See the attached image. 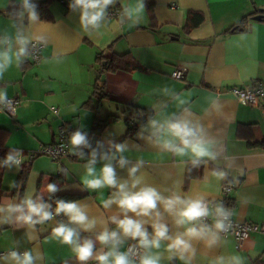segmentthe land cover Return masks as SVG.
<instances>
[{
    "label": "crops",
    "instance_id": "obj_1",
    "mask_svg": "<svg viewBox=\"0 0 264 264\" xmlns=\"http://www.w3.org/2000/svg\"><path fill=\"white\" fill-rule=\"evenodd\" d=\"M9 2L0 0V31H14L6 13ZM146 5L139 24H120L119 16L109 15L99 32L86 33L80 28L79 13L54 0L48 6L51 20L40 15V22L25 25L30 33L45 35L47 44L38 62L29 58L22 67L13 66L0 81V86L7 87L9 98L20 101L15 116L0 111V153L5 152L1 159L14 147L23 151V164H31L25 185L19 190L21 195L25 189L35 188L47 197V182L62 176L64 182L57 194L83 195L76 201L85 205L91 216L107 221L115 207L105 210L101 199L107 198L111 190L84 189L85 161L70 152L59 162L45 155L32 159L30 154L56 142L62 126L71 132L82 125L90 132L96 118L113 115L118 120L108 125L97 140L111 136L127 142L131 150L126 155L133 161L143 157L142 172L149 183L161 191L174 188L219 200L228 181H217L211 175L206 178L203 167L189 171L190 166L181 163L180 158L139 140V130L123 139L129 128L127 118L136 116L137 111L152 114L157 100L153 90L168 85L185 94L195 118L216 142L220 154L216 163L220 167L231 164L227 169L229 180L235 177L238 183L233 184L225 205L232 210V218L263 223L264 103L259 107L243 105L229 88L264 83V20L253 19L264 14V0H146ZM112 8L120 10L121 5ZM194 13L202 14L203 22L187 30L188 18ZM245 17L248 22L244 28L231 31ZM114 55L130 68H105ZM181 66L187 69L185 78H173L172 72ZM99 94L104 95L101 100ZM214 100L219 107L212 105ZM169 110L175 111V107ZM214 166L209 163L208 171ZM21 168H3L0 202L18 198L10 184L19 183ZM61 169H67L69 175L63 176ZM118 173L126 176L123 170ZM55 222L37 226L31 240L25 237L23 228L0 226V254L19 241L21 251L31 249L43 256L39 264H79L68 246L51 238ZM196 246L193 264H208L211 257L220 254H239L245 264H264L262 232L252 233L241 248H237L234 237L224 235L219 247L209 249L202 243ZM163 264L172 262L165 259Z\"/></svg>",
    "mask_w": 264,
    "mask_h": 264
},
{
    "label": "clouds",
    "instance_id": "obj_2",
    "mask_svg": "<svg viewBox=\"0 0 264 264\" xmlns=\"http://www.w3.org/2000/svg\"><path fill=\"white\" fill-rule=\"evenodd\" d=\"M9 3L10 10L7 7L6 13L14 31H0V81L13 66L20 68L32 58L38 45L47 44L45 35L30 33L25 26L40 22L37 3L34 0H15V3L10 0ZM117 3L121 5L120 24L141 22L146 0H70L69 8L79 13L80 28L92 33L105 26L109 8ZM153 95L157 100L152 114L146 118L143 113L139 114L145 123L140 126L137 138L180 158L181 163L190 166L189 171L203 167L206 178L211 175L217 181L238 183L235 177L229 180L227 169L231 164L220 167L216 163L220 156L216 142L195 118L185 94L164 85L154 89ZM212 105L219 107L215 100ZM170 106H174L175 111H170ZM5 110L11 114L14 102L9 98L7 87L0 86V111ZM68 145L71 155L85 161L84 189L111 190L107 198L101 199V205L109 211L115 207L113 214L107 221H101L91 216L80 202L58 198L56 194L61 187L55 182H47V197L35 188L25 189L21 195L22 184L12 182L10 187L17 190L18 198L0 202V226L23 228L25 237L31 240L37 226L55 220L51 238L68 246L79 264L90 261L95 264H163L165 259L172 264L177 260L193 264L198 243L209 249L219 247L223 235L232 230L233 212L222 201L202 194H185L174 188L161 191L149 183L142 172L143 157L133 161L126 155L131 150L127 142H118L109 136L94 144L81 125L69 133ZM23 163V151L13 147L0 159V168L19 170ZM209 163L215 165L210 172ZM118 170L125 171L126 176H121ZM60 172L65 177L69 175L67 169ZM42 260L38 252L21 251L19 241L0 254V264H39ZM208 264H245V259L239 254H220L211 257Z\"/></svg>",
    "mask_w": 264,
    "mask_h": 264
},
{
    "label": "built area",
    "instance_id": "obj_3",
    "mask_svg": "<svg viewBox=\"0 0 264 264\" xmlns=\"http://www.w3.org/2000/svg\"><path fill=\"white\" fill-rule=\"evenodd\" d=\"M64 4L66 0H61ZM120 10L118 9H110L109 8V15L110 16H119ZM45 45H38L34 51V55L31 58L32 61L38 62L42 57L43 48ZM187 69L185 67H178L176 70L172 72V77L175 79H183L185 78ZM229 91L235 96V98L242 103L243 105L249 106H256L259 107L264 103V83L257 82L252 86H233L229 88ZM11 100L14 102V111L10 114V116H15L17 107L20 103L18 98L10 97ZM137 117L133 116L131 118V123H136ZM69 129L66 126H62L59 131L58 138L56 142L48 144L41 148L39 152L34 153L31 152L30 158H35L37 155H45L53 160L59 162L62 157L69 154L68 151V136H69ZM234 188L233 184H229V182L225 183L222 188L223 197L217 201H222L225 204L227 197L230 195ZM63 219L64 217H58ZM233 220V228L224 236H232L236 240L237 248H241L244 241L254 232H262L264 233V222L263 223H255V222H238Z\"/></svg>",
    "mask_w": 264,
    "mask_h": 264
},
{
    "label": "trees",
    "instance_id": "obj_4",
    "mask_svg": "<svg viewBox=\"0 0 264 264\" xmlns=\"http://www.w3.org/2000/svg\"><path fill=\"white\" fill-rule=\"evenodd\" d=\"M52 1H54V0L34 1L38 5L39 15H41V17L43 19H46V20L52 19L51 15L48 13V6ZM59 1H61V0H59ZM69 3H70V0L69 1L66 0V2L64 3L67 6V8H69ZM9 10H10V6H9ZM203 19H204L203 15L199 14V13H194V14L190 15L188 18L187 26H186L187 30H191L192 28L199 26L203 22ZM247 22H248V17H245L239 24L234 25L231 28V31L232 30L237 31V30L241 29L242 27L244 28V26L247 24ZM98 61H102L101 57L98 58ZM105 68H109L110 70H114V71L117 69L128 70L130 68V65L128 63L122 64L119 61V58L116 55H114V56H112V58H110L108 60V63L105 66ZM97 90H98V86H97ZM98 96H99L98 98H100V100L104 97V95H100V94ZM96 111H97V109H95V112ZM140 113H143L145 118L147 116L151 115V113H147V112L145 113V112L137 111L136 117H137L138 121L134 124L131 123L132 116L127 118L126 122H127V125L129 126V128H128L125 136L123 137V139H126L128 137H132L139 130L140 126L143 123H145V119L140 118V116H139ZM117 120H118V117L113 116V115H110L105 119L96 118L94 121L92 130L90 132H88L89 136L92 138L93 137H99V135L108 127V125L116 122ZM4 153H5L4 151H1L0 159H1V156L4 155ZM30 169H31L30 163L22 165L21 172H20V175L18 178V182L21 183L23 186L25 185V182H26V179L29 175ZM2 171H3V168H0V177L2 175ZM53 182L57 183L61 187L63 185L64 180H63L62 176H60V177L54 179ZM56 196L58 198H63L66 200H74V201L79 200L83 197V195H80V194H62V195L56 194ZM227 200H229V197H227L225 204H226Z\"/></svg>",
    "mask_w": 264,
    "mask_h": 264
},
{
    "label": "water",
    "instance_id": "obj_5",
    "mask_svg": "<svg viewBox=\"0 0 264 264\" xmlns=\"http://www.w3.org/2000/svg\"><path fill=\"white\" fill-rule=\"evenodd\" d=\"M262 12H264V8L261 9ZM255 20H264V14L256 15L253 17ZM97 140V137H93V143L95 144V141Z\"/></svg>",
    "mask_w": 264,
    "mask_h": 264
}]
</instances>
